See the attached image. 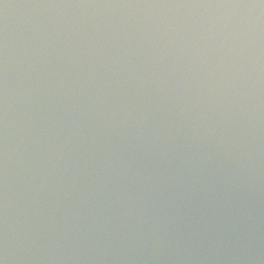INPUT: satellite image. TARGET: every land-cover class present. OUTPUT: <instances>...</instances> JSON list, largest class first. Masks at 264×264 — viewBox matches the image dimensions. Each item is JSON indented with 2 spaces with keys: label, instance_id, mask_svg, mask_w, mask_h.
<instances>
[{
  "label": "water",
  "instance_id": "water-1",
  "mask_svg": "<svg viewBox=\"0 0 264 264\" xmlns=\"http://www.w3.org/2000/svg\"><path fill=\"white\" fill-rule=\"evenodd\" d=\"M0 264H264V0H0Z\"/></svg>",
  "mask_w": 264,
  "mask_h": 264
}]
</instances>
